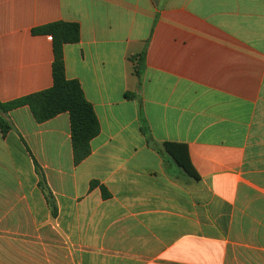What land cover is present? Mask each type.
Here are the masks:
<instances>
[{"label":"crops","instance_id":"1","mask_svg":"<svg viewBox=\"0 0 264 264\" xmlns=\"http://www.w3.org/2000/svg\"><path fill=\"white\" fill-rule=\"evenodd\" d=\"M55 22L101 131L76 165L67 113H8L0 264H264V0H0V102L53 86Z\"/></svg>","mask_w":264,"mask_h":264},{"label":"trees","instance_id":"2","mask_svg":"<svg viewBox=\"0 0 264 264\" xmlns=\"http://www.w3.org/2000/svg\"><path fill=\"white\" fill-rule=\"evenodd\" d=\"M32 33L50 36L53 42V86L17 100L0 102V129L8 133L12 126L6 119L9 112L27 107L39 124L45 123L60 114L67 113L70 117L71 141L76 165L87 159L91 154V141L101 131L93 105L87 100L78 80L66 77L64 47L77 44L81 39V27L78 23L55 22L35 28ZM137 74L141 76L140 67ZM166 150L174 161L192 177L197 174L191 164L189 149L183 144H165Z\"/></svg>","mask_w":264,"mask_h":264}]
</instances>
